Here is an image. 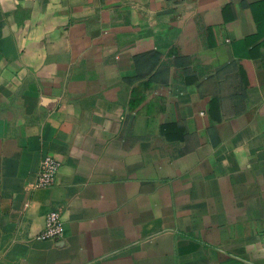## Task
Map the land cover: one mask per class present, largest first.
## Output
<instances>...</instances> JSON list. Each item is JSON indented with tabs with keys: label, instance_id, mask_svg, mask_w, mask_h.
<instances>
[{
	"label": "crops",
	"instance_id": "crops-1",
	"mask_svg": "<svg viewBox=\"0 0 264 264\" xmlns=\"http://www.w3.org/2000/svg\"><path fill=\"white\" fill-rule=\"evenodd\" d=\"M263 229L264 0H0V264H264Z\"/></svg>",
	"mask_w": 264,
	"mask_h": 264
},
{
	"label": "built area",
	"instance_id": "built-area-1",
	"mask_svg": "<svg viewBox=\"0 0 264 264\" xmlns=\"http://www.w3.org/2000/svg\"><path fill=\"white\" fill-rule=\"evenodd\" d=\"M61 161L51 155H47L41 162L37 176L36 187H53L57 182ZM65 234V226L62 213L59 209L48 213L45 228L37 237L39 239H60ZM264 237V229L262 230Z\"/></svg>",
	"mask_w": 264,
	"mask_h": 264
}]
</instances>
